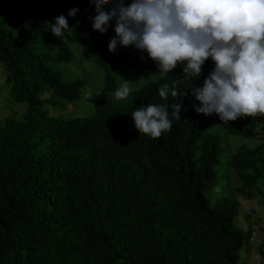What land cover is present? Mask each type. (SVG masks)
Wrapping results in <instances>:
<instances>
[{"label":"trees","instance_id":"trees-1","mask_svg":"<svg viewBox=\"0 0 264 264\" xmlns=\"http://www.w3.org/2000/svg\"><path fill=\"white\" fill-rule=\"evenodd\" d=\"M60 15L69 29L57 38L50 24ZM95 15L92 0H0L4 80L11 98L27 104L0 120V264H236L251 229L234 223L236 199L221 194L211 202L205 194L219 184L224 143L208 128L218 121L255 139L228 158L235 183L227 194L251 198L264 179V115L225 125L198 113L191 90L203 86L211 59L198 81L183 79V66L164 75L119 43L110 52L114 28L94 30ZM78 38L106 94L89 113L52 114L87 84L64 74ZM134 74L146 80L135 85ZM125 81L132 93L117 101ZM164 84L179 95L161 98ZM149 103L169 105L172 127L158 139L139 134L131 115ZM172 104L182 105L180 119Z\"/></svg>","mask_w":264,"mask_h":264},{"label":"clouds","instance_id":"clouds-1","mask_svg":"<svg viewBox=\"0 0 264 264\" xmlns=\"http://www.w3.org/2000/svg\"><path fill=\"white\" fill-rule=\"evenodd\" d=\"M96 15L93 29L106 33L115 19V33L108 49L118 43L134 45L167 75L183 66V79L197 81L205 63L211 59L213 70L203 86L191 91L202 106L198 113L216 114L223 124L264 115V0H92ZM112 5L111 11L105 7ZM78 9L69 10L75 17ZM51 32L62 37L69 23L64 15L56 18ZM143 58V57H142ZM175 83V82H174ZM132 93L125 81L114 92L117 101ZM179 95L175 87L164 84L159 96ZM171 116L180 119L182 105L172 104ZM139 134L160 138L171 130L169 105L149 103L132 114Z\"/></svg>","mask_w":264,"mask_h":264},{"label":"rangeland","instance_id":"rangeland-1","mask_svg":"<svg viewBox=\"0 0 264 264\" xmlns=\"http://www.w3.org/2000/svg\"><path fill=\"white\" fill-rule=\"evenodd\" d=\"M110 25L115 29V19L110 21ZM84 41L82 38H78L73 43L74 57L64 65V74L67 77H84L87 80V84L78 100L62 102L59 107L50 110L52 114L67 116L89 113L92 111L90 104L93 99L103 93L106 94L101 81V70L89 58ZM128 48L135 56L146 61H152L147 56V53H142L134 45L128 46ZM4 72V67L0 64V120L6 115L13 113L16 115L21 114L27 105L25 101H16L11 98L8 84L4 80ZM148 76L150 78L154 75ZM132 78V83L135 85H139L146 80V76L140 74H134ZM132 83H129L130 88L133 85ZM46 93L49 94V92ZM208 129L211 131L213 129L218 130L216 133L224 140V143L218 164V173L220 174L219 184H216L211 189H207L205 194L210 198L211 202H214L217 196H221V194L236 199L238 206L234 210V223L244 231L251 229L248 240L239 250L238 262L236 264H264V202L262 200L264 179L262 178L257 181L254 195L251 198L227 194H232V187L235 183V178H233L228 164L229 151H233L240 146L248 147L253 145L255 139L233 134L227 131L218 121H214Z\"/></svg>","mask_w":264,"mask_h":264}]
</instances>
